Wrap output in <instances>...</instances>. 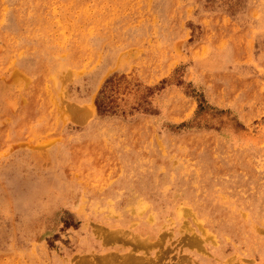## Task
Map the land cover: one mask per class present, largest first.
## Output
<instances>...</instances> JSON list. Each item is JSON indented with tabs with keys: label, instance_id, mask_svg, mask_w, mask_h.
Segmentation results:
<instances>
[{
	"label": "rangeland",
	"instance_id": "rangeland-1",
	"mask_svg": "<svg viewBox=\"0 0 264 264\" xmlns=\"http://www.w3.org/2000/svg\"><path fill=\"white\" fill-rule=\"evenodd\" d=\"M136 262L264 264V0H0V264Z\"/></svg>",
	"mask_w": 264,
	"mask_h": 264
},
{
	"label": "bare ground",
	"instance_id": "bare-ground-1",
	"mask_svg": "<svg viewBox=\"0 0 264 264\" xmlns=\"http://www.w3.org/2000/svg\"><path fill=\"white\" fill-rule=\"evenodd\" d=\"M151 197V196H150ZM127 260V259H126ZM130 260V259H129ZM134 261V260H133ZM137 261V260H136ZM141 262V261H140ZM109 263H110V261H109ZM137 264H138V262H136ZM142 263H143V260H142Z\"/></svg>",
	"mask_w": 264,
	"mask_h": 264
}]
</instances>
